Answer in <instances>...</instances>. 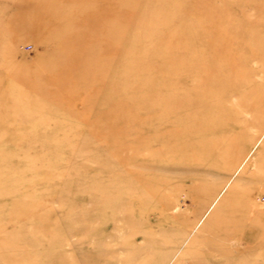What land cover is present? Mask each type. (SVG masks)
<instances>
[{"label": "rangeland", "instance_id": "374dc122", "mask_svg": "<svg viewBox=\"0 0 264 264\" xmlns=\"http://www.w3.org/2000/svg\"><path fill=\"white\" fill-rule=\"evenodd\" d=\"M194 1L0 0V264H264V0Z\"/></svg>", "mask_w": 264, "mask_h": 264}, {"label": "bare ground", "instance_id": "6f19581e", "mask_svg": "<svg viewBox=\"0 0 264 264\" xmlns=\"http://www.w3.org/2000/svg\"><path fill=\"white\" fill-rule=\"evenodd\" d=\"M189 5L190 6L186 10L185 15L188 16V18H191V19L198 17L201 12L206 11V10H210V8H211L210 0H198V1H194V2L190 3ZM51 7H52V12H53L52 20H54L56 22V25H55V27L54 26L52 27V25L48 27L46 25V27H47V29H49V32L51 34H54V35L57 34L58 35L62 31L59 26H61L60 24H62L63 21L60 20V16H58V14H57V12L59 11V9H57L58 6L57 5H51ZM77 10L79 12V10H80V7L79 6L77 7ZM120 11H121L120 10V6H118V5L117 6H114V4H113L112 5V8L107 12V14L104 13V17H107L106 20H109V19L110 20H116L118 18L119 14L121 15V12ZM80 19H81V17H77L73 21L72 29L73 28H76L78 26V24L80 22ZM102 19L103 18L100 16V18L96 20L99 23V31H102V27H103L102 26L103 25L102 24ZM121 19L122 20L118 21V23H120V28L117 29V32L120 34V37L122 38L123 37L122 34H124L122 31H123V27L126 26V21H125L124 18H121ZM147 21H149L148 18H147ZM170 21L171 20L166 21V22H163V23L160 24V26L169 27L170 25H168V23ZM213 28H216V29L219 28V22H216L215 23V26H213L212 24H209L208 26L203 27V29H205V30L206 29L211 30ZM154 37H155V40H156V42H157L158 45H161L162 47H165L166 49H170L169 51H166L167 57H169V58H175V54L179 50L178 51L176 50V49H178L177 47H173V46L171 47V45L173 44V42H169L168 40L165 41V38L161 34H159V33L158 34H155ZM77 38H78V34L76 35V39L73 42V43L76 44L75 45L76 46V50H74L75 52L77 50H81L83 48H86L88 45H90V44L85 43L83 41L81 42V40H79ZM115 45H116V42H115ZM134 48L127 50V52H132L133 53V49ZM134 51H135V49H134ZM139 54H141L143 56V60H138V57H136V54H134L133 57L130 56L129 59H127V61H126V63H130V65L126 66V69L127 70L134 69L137 66V62H139V61L144 62L147 59L149 53H145L143 51L142 53H139ZM154 55L155 54H151L152 57ZM120 58H122V57H120ZM149 63H146L145 65H147ZM113 108H115V107H113ZM71 256H72V253H70V255L68 257V259L71 261V264H78L80 262H88L89 261V259L86 256L85 257H80V259L77 256L76 257H71Z\"/></svg>", "mask_w": 264, "mask_h": 264}]
</instances>
